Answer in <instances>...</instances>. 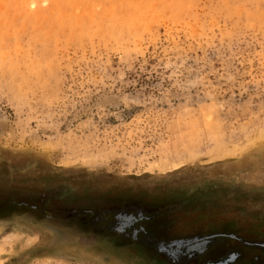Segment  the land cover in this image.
Instances as JSON below:
<instances>
[{"label":"rangeland","instance_id":"374dc122","mask_svg":"<svg viewBox=\"0 0 264 264\" xmlns=\"http://www.w3.org/2000/svg\"><path fill=\"white\" fill-rule=\"evenodd\" d=\"M0 264H264V0H0Z\"/></svg>","mask_w":264,"mask_h":264},{"label":"water","instance_id":"95a60500","mask_svg":"<svg viewBox=\"0 0 264 264\" xmlns=\"http://www.w3.org/2000/svg\"><path fill=\"white\" fill-rule=\"evenodd\" d=\"M198 238H196V237H194V238H192V239H190V240H187V241H184V242H176V243H179V246L177 245V248H175V250L173 249V251H171V254L174 256V257H177L178 255H180L181 254V252H183V247H186V249L187 250H189L190 249V251L191 250H193L191 247V244L190 243H192L191 241L193 240V241H195V240H197ZM198 240H200V238L198 239ZM180 241V240H179ZM202 243V242H201ZM200 243V244H201ZM180 244H184V245H182V249L181 248H179L180 247ZM163 250H165V249H160L159 248V251H163ZM195 250V249H194ZM205 250V249H204Z\"/></svg>","mask_w":264,"mask_h":264},{"label":"bare ground","instance_id":"6f19581e","mask_svg":"<svg viewBox=\"0 0 264 264\" xmlns=\"http://www.w3.org/2000/svg\"><path fill=\"white\" fill-rule=\"evenodd\" d=\"M112 15H113V14H112ZM129 17H130V16H129ZM113 18H114V15H113ZM96 20H97V19H96ZM114 20H115V19H114ZM63 21H64V20H63ZM126 21H127V20H126ZM113 23H115V21H114ZM124 23H125V21H124ZM129 23H130V22H129ZM108 24H110V23H108ZM120 24H121V23H120ZM133 24H134V23H133ZM104 25H105V24H104ZM111 25H112V24H111ZM111 25H110V26H111ZM115 25H116V24H115ZM118 25H119V24H118ZM101 26H103V25H101ZM112 26H113V25H112ZM122 26H123V25H122ZM122 26H121V30L124 29V28H122ZM129 26H130V24H129ZM129 26H128V27H129ZM106 27H107V25H106ZM102 28H103V27H102ZM102 28L100 29V25H99V28H98V29L103 30ZM110 28H111V27H110ZM118 28L120 29V27H118ZM118 28L116 29V31L118 30ZM71 29L74 30L73 28H71ZM113 29L115 30V27H114ZM113 29H112V30H113ZM125 29H126V27H125ZM81 30H82V29H81ZM98 31H99V30H98ZM105 31H106V30H105ZM105 31H104V32H105ZM126 31H127V30H126ZM79 32H80V31H79ZM99 32L102 33V31H99ZM107 32H108V31H107ZM109 32H110V31H109ZM118 32H120V31H118ZM121 32L124 33L123 30H122ZM105 33H106V32H105ZM77 34H78V33H77ZM102 34H103V33H102ZM111 34H112V31H111ZM113 34H114V32H113ZM113 34H112V35H113ZM120 34H122V33H120ZM109 35H110V34H109ZM115 35H117V33H115ZM123 35H124V34H123ZM121 36H122V35H121ZM117 37H118V36H117ZM117 37H116V38H117ZM114 38H115V37H114ZM117 39H118V38H117Z\"/></svg>","mask_w":264,"mask_h":264}]
</instances>
